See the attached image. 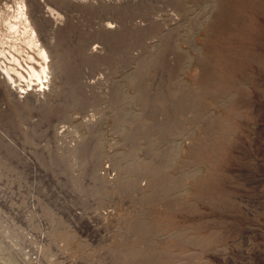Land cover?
Returning <instances> with one entry per match:
<instances>
[{
    "label": "rangeland",
    "instance_id": "374dc122",
    "mask_svg": "<svg viewBox=\"0 0 264 264\" xmlns=\"http://www.w3.org/2000/svg\"><path fill=\"white\" fill-rule=\"evenodd\" d=\"M21 6L49 84L0 79V264H264V0H0V33Z\"/></svg>",
    "mask_w": 264,
    "mask_h": 264
},
{
    "label": "bare ground",
    "instance_id": "6f19581e",
    "mask_svg": "<svg viewBox=\"0 0 264 264\" xmlns=\"http://www.w3.org/2000/svg\"><path fill=\"white\" fill-rule=\"evenodd\" d=\"M30 53L39 59L36 64ZM48 74L47 51L39 43L24 6H21L15 21L7 20L6 30L0 33V79L8 81L11 92L14 90L21 97L29 91L40 95L48 89ZM16 81H24V87Z\"/></svg>",
    "mask_w": 264,
    "mask_h": 264
}]
</instances>
